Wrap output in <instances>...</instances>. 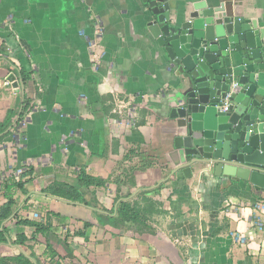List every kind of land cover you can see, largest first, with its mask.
<instances>
[{
	"label": "crops",
	"instance_id": "0c3cea01",
	"mask_svg": "<svg viewBox=\"0 0 264 264\" xmlns=\"http://www.w3.org/2000/svg\"><path fill=\"white\" fill-rule=\"evenodd\" d=\"M162 1L174 21L212 9L250 21L264 40V0ZM150 21L142 0H0V122L23 96L17 68L33 71L42 94L20 124L25 136L13 128L22 139L0 145V184L25 165L62 167L58 178L86 167L108 179L132 147L158 162L135 174L130 198L128 187L113 183L98 190L99 210L47 198L40 191L58 178L38 177L22 198L31 196L29 210L22 211L24 202L18 212L32 219L41 205L60 217L52 216L51 232L29 246L41 256L49 241L63 257L57 264H264V191L181 162L170 114L184 93L167 72ZM145 198L162 204L163 213L147 216L150 232L102 222L119 202L142 205ZM5 202L0 189V207ZM86 222L92 226L84 229ZM30 253L0 245V257Z\"/></svg>",
	"mask_w": 264,
	"mask_h": 264
},
{
	"label": "water",
	"instance_id": "95a60500",
	"mask_svg": "<svg viewBox=\"0 0 264 264\" xmlns=\"http://www.w3.org/2000/svg\"><path fill=\"white\" fill-rule=\"evenodd\" d=\"M142 1L151 10L147 29L167 72L178 79L184 93L170 114L177 121L174 147L183 150L181 162L211 167L218 177L246 181L256 191H264V40L260 32L250 21L217 17L212 9L184 22L174 21L162 0ZM10 81L20 89L15 77ZM226 103L228 111L223 112ZM20 117L21 111L17 121Z\"/></svg>",
	"mask_w": 264,
	"mask_h": 264
},
{
	"label": "trees",
	"instance_id": "16d2710c",
	"mask_svg": "<svg viewBox=\"0 0 264 264\" xmlns=\"http://www.w3.org/2000/svg\"><path fill=\"white\" fill-rule=\"evenodd\" d=\"M17 71L24 89L23 96L19 99L18 107L9 110L6 119L0 122V143L16 140L17 135L12 132L13 128L20 130L18 133L20 137L25 136V132L20 129V124L36 108V100L42 97L39 88L33 86V71L22 66L21 68H17ZM20 110L21 117L17 121ZM157 164L158 162L154 156L143 152L140 147H132L124 155L123 162L118 163V174L113 175L114 180L113 176L108 180L94 178L85 168H81L79 171L74 172L75 176H78L75 185L71 186L55 181L53 186L42 189V193H53L52 190H55L62 192V194L53 193L51 195L60 196L69 202L99 208V202L96 198L90 201L85 199V194L82 191L83 188L105 187L112 180L119 187H128L130 191L126 195V198H130L132 190L137 187L135 174L154 168ZM63 170L65 169L57 166H43L38 170L33 166H26L19 170H11L9 171V175L4 177V180L0 184L1 192L6 201L0 207V245L11 243L16 246L27 247L31 253L30 256L24 254L18 256H2L0 257V264H57L63 259L49 241L46 242L45 250L41 256H37L33 248L29 246L31 242L37 243L39 236H45L51 232L52 225L48 223L49 216H60L46 211L47 214L45 217H42V220L33 221L29 218L23 219L20 212H18L20 204L24 202L25 206L22 211L27 212L29 210V206L27 205L28 200H22V198L25 199L29 195V191L27 190L28 185L33 183L38 177L55 176L58 178ZM144 204L148 205L151 212L155 211L154 208L161 207L159 202L147 198L144 199L142 205L130 200L121 201L110 212L109 216H101L102 222L105 225H110L117 229L124 227L132 228L138 234L150 232L145 211L146 205ZM159 213H163V211L160 210L157 214ZM64 221L69 222L70 220L65 218ZM91 226V223H84V229ZM24 228H32L34 231L30 236H27L24 233Z\"/></svg>",
	"mask_w": 264,
	"mask_h": 264
},
{
	"label": "rangeland",
	"instance_id": "374dc122",
	"mask_svg": "<svg viewBox=\"0 0 264 264\" xmlns=\"http://www.w3.org/2000/svg\"><path fill=\"white\" fill-rule=\"evenodd\" d=\"M33 112V111H32ZM31 112V113H32ZM30 113V114H31ZM29 114V115H30ZM28 116V115H27ZM19 130V129H18ZM15 133H18L17 131H15ZM16 139L17 140H19V139H22V138H20L19 136H16ZM8 142H12V141H5V142H3V143H0V145H2V144H4V143H8ZM116 150V148H113V151H115ZM124 158V157H123ZM123 158H122V160L121 161H117V162H115V167H114V169H113V171H112V173H111V175H110V177L109 178H111L113 175H117L118 174V171H117V165H118V163H120V162H123ZM26 166H31V165H25V166H23V167H26ZM81 168H85L86 169V167H79V169H81ZM87 170V169H86ZM91 176H93L94 178H101V177H97L96 175H94V174H92V173H90L89 171H87ZM77 178H78V176H75V174L73 175V173H72V176H69V174H64L63 175V173L60 175V177L57 179V180H55V181H59L60 183H62V184H68V185H71V186H73V185H75L76 183H77ZM108 178V179H109ZM101 179H103V178H101ZM108 179H105V180H108ZM113 180H114V176H113ZM55 181H51L49 184H48V186L47 187H50V186H53V184H54V182ZM115 184L114 183V181H110V183L109 184ZM108 184V185H109ZM107 185V186H108ZM116 185V184H115ZM107 186H105V187H107ZM117 186V185H116ZM47 187H45V188H47ZM105 187H99V188H93V187H91L90 189H86V188H83L82 189V191L84 192V194H85V199L86 200H93V198H96L97 199V191L98 190H100V189H103V188H105ZM117 187H119V186H117ZM112 190H114V188H112ZM52 192L53 193H59V194H62V192H58V191H55V190H52ZM40 193L42 194V195H44V196H46L47 198H53V199H58V200H62V201H64V202H66L67 204H74V205H77V204H81V203H73V202H69V201H66L64 198H62V197H60V196H55V195H51V194H53V193H47V194H45V193H42V190L40 191ZM31 201V196H30V198L28 199V201H27V205L29 206V202ZM97 201H98V199H97ZM99 202V201H98ZM161 204V203H160ZM81 205H85V204H81ZM144 205H146L145 206V211H146V215L148 216V215H156L158 212H160V210H161V208H160V206L159 207H156V208H154L155 209V211H150V208L148 207V205L147 204H144ZM162 205V204H161ZM86 206V205H85ZM99 206H100V202H99ZM116 207H117V204H116ZM41 208V205L35 210L36 212H38V214H41V215H43L44 217L46 216V212L44 211V212H42V209H40ZM94 208V207H93ZM100 208V207H99ZM99 208H95V209H98L99 210ZM102 209V208H101ZM148 211V212H147ZM49 212H51V211H49ZM152 214H151V213ZM37 214V216L38 217H36V214H34V216H33V218L31 219V220H33V221H40V220H42V217H41V215H38ZM52 216H49L48 217V223H50L51 225H52V223L50 222V218H51ZM148 218V217H147ZM148 221H149V218H148ZM84 225V224H83ZM52 228H53V225H52ZM32 229V228H31ZM33 230V229H32ZM34 231V230H33ZM28 236V235H27ZM30 236V235H29ZM33 242H31L30 244H32Z\"/></svg>",
	"mask_w": 264,
	"mask_h": 264
},
{
	"label": "built area",
	"instance_id": "2783aa9c",
	"mask_svg": "<svg viewBox=\"0 0 264 264\" xmlns=\"http://www.w3.org/2000/svg\"><path fill=\"white\" fill-rule=\"evenodd\" d=\"M226 101L228 102V99ZM221 111H223V112L228 111V104L227 103L225 104V106H223V108L221 109ZM36 217H38V216L36 215Z\"/></svg>",
	"mask_w": 264,
	"mask_h": 264
}]
</instances>
